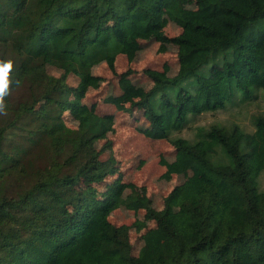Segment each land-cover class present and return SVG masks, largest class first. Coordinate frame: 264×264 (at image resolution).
I'll use <instances>...</instances> for the list:
<instances>
[{
	"label": "trees",
	"instance_id": "obj_1",
	"mask_svg": "<svg viewBox=\"0 0 264 264\" xmlns=\"http://www.w3.org/2000/svg\"><path fill=\"white\" fill-rule=\"evenodd\" d=\"M199 5L210 13L181 0H0V59L15 62L0 114V264H264V111L250 132L213 123L180 135L198 115L264 98V0ZM165 15L182 28L177 72L144 68L152 86L137 99L126 90L113 104L142 110L191 174L160 209L143 185L126 194L128 208L154 222L134 254L129 230L140 223L113 224L107 205L79 189L117 171L100 156L109 141L88 151L113 130L114 117L80 97L98 79L92 66L105 61L115 72L116 55L131 59L135 37L160 30ZM49 65L62 73L47 74Z\"/></svg>",
	"mask_w": 264,
	"mask_h": 264
},
{
	"label": "rangeland",
	"instance_id": "obj_2",
	"mask_svg": "<svg viewBox=\"0 0 264 264\" xmlns=\"http://www.w3.org/2000/svg\"><path fill=\"white\" fill-rule=\"evenodd\" d=\"M201 0H181L183 6L190 10H198L208 14L210 7H201ZM182 28L163 16L160 30L148 35L135 37L136 52L130 59L126 54L118 53L114 62L115 72L111 71L105 61L91 68V73L98 77L91 83L80 97L81 104L98 113H109L114 117L113 130L103 139L95 140L89 153L99 150L106 141L110 147L101 153V158L111 159L117 166L114 174L108 175L96 184L83 183L79 189L90 194L98 204L104 203L108 208V218L115 225L140 223L131 226L129 239L132 251L137 254L143 244V232L152 227L154 222L144 218V209L132 210L125 202V196L134 187L145 186L148 204L156 209L163 207L164 196L177 184L183 182L191 171L175 161L173 145L153 130L144 118L142 110L122 112L115 108L113 99L128 90L135 99L142 96L151 86L152 80L143 74L144 68L162 71L168 76L177 72L178 46L174 37ZM128 69L132 73L122 74ZM62 69L52 65L47 66L46 73L58 76ZM79 77L69 74L67 83L75 86ZM16 96V93L14 94ZM79 97V94H74ZM264 111V98L258 94L239 107L214 112H205L196 116L180 135L192 137L198 125L208 126L213 123H237L244 131L254 128L253 118ZM66 124L75 128L78 125L69 112L63 115ZM264 187V175L259 178Z\"/></svg>",
	"mask_w": 264,
	"mask_h": 264
},
{
	"label": "clouds",
	"instance_id": "obj_3",
	"mask_svg": "<svg viewBox=\"0 0 264 264\" xmlns=\"http://www.w3.org/2000/svg\"><path fill=\"white\" fill-rule=\"evenodd\" d=\"M15 62L12 59H0V114H7L5 98L10 94L14 83L13 71ZM15 83L18 85L19 81Z\"/></svg>",
	"mask_w": 264,
	"mask_h": 264
}]
</instances>
